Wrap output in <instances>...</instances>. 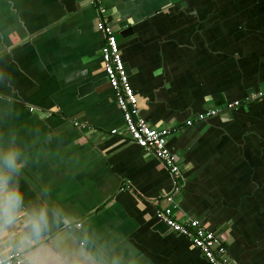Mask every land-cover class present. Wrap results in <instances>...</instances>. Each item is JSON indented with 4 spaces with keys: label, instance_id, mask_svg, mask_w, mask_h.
<instances>
[{
    "label": "crops",
    "instance_id": "1",
    "mask_svg": "<svg viewBox=\"0 0 264 264\" xmlns=\"http://www.w3.org/2000/svg\"><path fill=\"white\" fill-rule=\"evenodd\" d=\"M101 4L149 126L220 111L169 138L183 177L176 207L161 206L213 231L236 263L264 264V99L247 101L264 85V0ZM96 17L89 0H0V254L19 251L24 264H208L186 238L155 230L154 202L172 180L125 140ZM232 102L244 103L223 109Z\"/></svg>",
    "mask_w": 264,
    "mask_h": 264
},
{
    "label": "built area",
    "instance_id": "2",
    "mask_svg": "<svg viewBox=\"0 0 264 264\" xmlns=\"http://www.w3.org/2000/svg\"><path fill=\"white\" fill-rule=\"evenodd\" d=\"M90 5L96 10V30L102 34L104 45L101 57L104 66L105 78L113 90L115 101L119 107L127 132L125 140L137 146L144 152L152 155L169 174L172 180L170 193L154 202L157 205L155 217L157 222H163L174 234L186 238L198 250L208 264H238L228 254L222 240L213 232L204 227L196 219L178 221L174 218L170 208L162 207V202L175 206V196L179 193L182 183V172L174 153L168 147L169 138L181 128H190L195 124L204 123L220 113L219 110H209L196 115L182 125L174 127H151L140 114L138 102L129 83V77L118 46L115 29L111 25L107 11L102 6L101 0H89ZM264 99V85L247 101ZM244 102L226 103V111L239 108ZM113 130L110 135L114 136ZM0 264H24L23 253L9 252L0 254Z\"/></svg>",
    "mask_w": 264,
    "mask_h": 264
},
{
    "label": "clouds",
    "instance_id": "3",
    "mask_svg": "<svg viewBox=\"0 0 264 264\" xmlns=\"http://www.w3.org/2000/svg\"><path fill=\"white\" fill-rule=\"evenodd\" d=\"M4 163L8 167H14L15 166V156L14 154H9L7 157L4 159ZM18 207V197L15 194H10L9 197L6 200V208L9 214L14 212V210ZM44 214L41 213L39 220H34L33 221V230L34 231H39L40 228V220H43Z\"/></svg>",
    "mask_w": 264,
    "mask_h": 264
},
{
    "label": "water",
    "instance_id": "4",
    "mask_svg": "<svg viewBox=\"0 0 264 264\" xmlns=\"http://www.w3.org/2000/svg\"><path fill=\"white\" fill-rule=\"evenodd\" d=\"M126 71L129 72V68L127 66H125ZM97 85L96 84H92L89 86H85L83 87L82 91L84 93H87L88 91H92ZM155 230H157L159 233H164L165 231H169V227L164 224L163 222H158V224H156L155 226Z\"/></svg>",
    "mask_w": 264,
    "mask_h": 264
}]
</instances>
